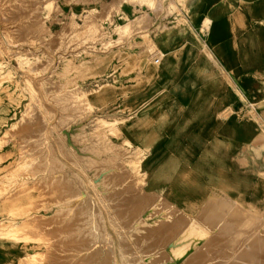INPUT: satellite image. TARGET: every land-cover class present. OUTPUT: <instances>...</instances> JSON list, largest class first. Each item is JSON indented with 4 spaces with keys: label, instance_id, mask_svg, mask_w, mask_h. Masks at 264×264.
<instances>
[{
    "label": "rangeland",
    "instance_id": "rangeland-1",
    "mask_svg": "<svg viewBox=\"0 0 264 264\" xmlns=\"http://www.w3.org/2000/svg\"><path fill=\"white\" fill-rule=\"evenodd\" d=\"M17 1L0 0V264H164L170 241L186 264L264 262V0ZM55 170L80 184L44 185ZM80 189L67 218L54 202Z\"/></svg>",
    "mask_w": 264,
    "mask_h": 264
},
{
    "label": "bare ground",
    "instance_id": "bare-ground-1",
    "mask_svg": "<svg viewBox=\"0 0 264 264\" xmlns=\"http://www.w3.org/2000/svg\"><path fill=\"white\" fill-rule=\"evenodd\" d=\"M17 1V0H16ZM46 1V0H45ZM114 1V0H113ZM24 2V1H23ZM137 2V1H136ZM17 4H18V1H17ZM18 5H20V4H18ZM100 7V6H99ZM5 8V7H4ZM11 8V7H10ZM13 8V7H12ZM28 8V7H27ZM6 9V8H5ZM9 9V8H8ZM7 9V10H8ZM16 9V8H15ZM18 9V8H17ZM16 9V10H17ZM19 9H21V8H19ZM12 11V10H11ZM14 11V10H13ZM27 12H28V9L26 10ZM39 11V10H38ZM105 11V10H104ZM115 11V10H114ZM2 12V11H1ZM18 12V11H17ZM20 12V11H19ZM36 12H37V10H36ZM23 13V12H22ZM14 14V13H13ZM30 14V13H29ZM33 14V13H32ZM96 14V13H95ZM12 15V14H11ZM18 15V14H17ZM23 15V14H22ZM35 17V16H34ZM22 20H23V18H22ZM32 21H35V20H32ZM24 22V21H23ZM31 22V21H30ZM29 22V23H30ZM26 23V22H25ZM34 23V22H33ZM32 23V24H33ZM31 24V25H32ZM89 24V23H88ZM30 26V25H29ZM37 26V25H36ZM208 26H209V18H207V17H205V18H203V21H202V28L203 29H208ZM39 39V38H38ZM136 45V44H135ZM129 47V46H128ZM143 48V47H142ZM144 49V48H143ZM137 55V54H136ZM159 55L160 56H162L163 55V52L162 51H159ZM54 59V58H53ZM36 62V61H35ZM71 63V62H70ZM73 63V62H72ZM77 63H79V62H77ZM68 64V63H67ZM77 66V65H76ZM79 66V65H78ZM70 79V78H69ZM72 90V89H71ZM66 92V91H65ZM76 92V91H75ZM78 92V91H77ZM72 93V92H71ZM80 93V92H79ZM78 93V94H79ZM69 94V93H68ZM56 97V96H55ZM68 97H70V96H68ZM69 100V99H68ZM57 101V100H56ZM68 102V101H67ZM73 102V101H72ZM74 102H76V101H74ZM68 104H70V103H68ZM76 104H77V102H76ZM63 105V104H62ZM61 105V106H62ZM57 107V106H56ZM64 107H65V104H64ZM63 108V107H62ZM67 108V107H66ZM70 108V107H69ZM65 109V108H64ZM68 109V108H67ZM58 110H59V108H58ZM57 111H55V113H56ZM54 117H55V115H54ZM53 118V117H52ZM56 118V117H55ZM58 119H59V117H58ZM53 122V121H52ZM56 122V121H55ZM53 125V124H52ZM42 126H44L45 127V125H42ZM50 128H53V127H50ZM36 131V130H35ZM100 131V130H99ZM50 133V132H49ZM50 136V135H49ZM64 137V136H63ZM26 138V137H25ZM62 138V137H61ZM63 139V138H62ZM30 141V140H29ZM36 141V140H35ZM34 141V142H35ZM57 141V140H56ZM101 144V143H100ZM51 145V144H50ZM60 145H61V143H60ZM58 147H60V146H58ZM61 147H63V146H61ZM35 148V147H34ZM88 148V147H87ZM58 149V148H57ZM60 149V148H59ZM71 150H74V149H72V147L70 148ZM90 149V148H89ZM91 149H92V147H91ZM41 149H39V151H40ZM63 150V149H62ZM98 150V149H97ZM31 151H32V149H31ZM35 151H37L36 149H35ZM39 151H37V152H39ZM42 153V152H41ZM52 153V152H51ZM76 155L78 154L77 152L75 153ZM104 154V153H103ZM80 155V154H79ZM92 156V155H91ZM90 156V157H91ZM53 157V156H52ZM88 157V156H87ZM52 159V158H51ZM41 160V159H40ZM39 159H38V162L40 161ZM91 160H92V157H91ZM97 161L98 162V159H94V161ZM119 160V159H118ZM52 161H55V162H58V159L57 158H53V160ZM105 161V160H104ZM111 161V160H110ZM38 162H36V163H38ZM74 162V161H73ZM44 163V162H43ZM45 163H46V161H45ZM103 164L105 163V162H102ZM111 163V162H110ZM56 164H58V163H56ZM99 164V163H98ZM112 164V163H111ZM43 165H45V164H43ZM105 165V164H104ZM109 165V164H108ZM42 166V165H41ZM54 166V165H53ZM111 166V165H110ZM59 167V166H58ZM108 167V166H107ZM121 167V166H120ZM99 168H100V166H99ZM61 169V168H60ZM105 169V168H104ZM58 170V169H57ZM51 171V170H50ZM50 171H48V172H50ZM56 171V170H55ZM103 171V170H102ZM123 171V170H122ZM122 171H121V173H122ZM97 173V172H96ZM45 174H47V173H45ZM50 174V173H49ZM106 174V171H104V172H101L100 174H99V177H98V179H100V178H102V176H104ZM38 176V175H37ZM46 176V175H45ZM48 177V176H47ZM50 178H47L45 181H44V185H47L48 183H56V184H68V185H74L75 186V184L78 186V184H80V180L78 179V178H76V180L75 181H71L69 178H68V176H66L62 171H56V172H54L51 176H49ZM61 178H64L65 179V181L62 179V181L60 180ZM98 179H93V183H96L97 181H98ZM69 180V181H68ZM103 180H105L104 178H103ZM119 180V179H118ZM117 180V181H118ZM120 181V180H119ZM39 182V181H38ZM77 182V183H76ZM106 182H108V181H106ZM121 182V181H120ZM115 183V182H114ZM122 183V182H121ZM107 184V183H106ZM111 184V183H110ZM126 184V183H125ZM113 185V184H112ZM118 185H119V183H118ZM61 186V185H60ZM70 186V187H71ZM111 186V185H110ZM125 186V185H124ZM73 187V186H72ZM117 188V187H116ZM64 189V188H63ZM68 189H70L69 187L67 188V189H65V192L67 193V191H68ZM114 189V188H113ZM119 189V188H118ZM71 191V190H70ZM113 191V190H112ZM111 191V192H112ZM78 194H75V195H72V196H63L62 198H60V199H56L55 200V202H54V204H59V207L57 208V210H59V211H62V210H67L68 211V216H67V218H71L72 216H74L73 214V210H74V208H78V207H81V208H83V209H85L86 207H84V206H82V203L84 202L85 203V200L88 198V196H87V193L86 192H84L83 190H78ZM69 193V192H68ZM64 194V193H63ZM130 194V193H129ZM106 197H108L107 195H106ZM119 197V196H118ZM104 198V197H103ZM119 198H121V197H119ZM159 198H160V196H159ZM117 199V198H116ZM122 199V198H121ZM100 200V199H99ZM118 200V199H117ZM123 200V199H122ZM89 201H87V204H89L88 203ZM90 203H91V206H93L94 204H93V202H91L90 201ZM117 203H118V201H117ZM119 203H121V202H119ZM124 203V202H123ZM85 205V204H84ZM113 205V204H112ZM112 205H110V206H112ZM115 205H117V204H115ZM90 205H88V207H89ZM152 206V205H151ZM93 207H95V206H93ZM157 207H159V206H157ZM155 208V207H154ZM56 209V208H55ZM86 210V212L88 211V209L86 208L85 209ZM96 210V209H95ZM107 211V210H106ZM85 212V213H86ZM94 212V211H93ZM97 212V211H96ZM96 212H94L95 214H96ZM142 212V211H141ZM151 212H153V209H152V211ZM85 213H83V215H85ZM99 213V212H98ZM94 214V215H95ZM108 214V213H107ZM155 214H156V212H155ZM100 215V214H99ZM109 215V214H108ZM136 215V214H135ZM140 215V214H139ZM153 215V214H152ZM77 216V215H76ZM87 216V215H86ZM85 217V216H84ZM95 217V216H94ZM98 217V216H97ZM150 217V216H149ZM153 217V216H152ZM110 218V217H109ZM148 218V217H147ZM95 219H96V217H95ZM100 218H98V220H99ZM108 219V218H107ZM111 219V218H110ZM120 219H121V217H120ZM141 219V218H140ZM140 219H139V221H140ZM83 221V220H82ZM82 221H81V223H82ZM95 222H98V221H96V220H94ZM108 221H109V219H108ZM143 221V220H142ZM142 221H140V222H142ZM148 221V220H147ZM152 221V220H151ZM154 221V220H153ZM89 222V221H88ZM101 222V221H100ZM100 222H98L99 224H100ZM110 222H112V221H110ZM140 222H138V223H140ZM102 223V222H101ZM115 223V222H114ZM152 223V222H151ZM210 223V222H209ZM208 223V224H209ZM116 224V223H115ZM132 224V223H131ZM85 226H83L82 228H78V227H76V228H78V231L76 232V233H74V235H76L77 237H82V238H85L86 236H91V239L93 240V237H94V235L98 232V233H102V234H105L107 237H108V239H109V241L111 240V235L107 232V230H104L103 228H99L98 227V224L97 225H94V224H84ZM101 225V224H100ZM137 225V224H136ZM262 225V224H261ZM261 225H260V227H261ZM139 226H142V225H140L139 224ZM103 227V226H102ZM209 227V226H208ZM207 227V228H208ZM254 227H256V226H254ZM262 227H264V226H262ZM114 228V227H113ZM258 228V227H257ZM256 228V229H257ZM115 230H117L116 229V227L114 228ZM188 229V228H187ZM209 229V228H208ZM212 229V227L209 229V230H211ZM214 229V228H213ZM119 230V229H118ZM117 230V231H118ZM126 230V229H125ZM133 230V229H132ZM207 230V229H206ZM206 230H205V232H206ZM255 229L253 228L251 231H254ZM258 230V229H257ZM260 230V229H259ZM262 231H263V229H261ZM124 231V230H123ZM167 231V230H166ZM184 231V230H183ZM216 231V230H215ZM214 231V232H215ZM256 231V230H255ZM127 232V231H126ZM205 232H203V233H205ZM119 233H121V232H119ZM184 233V232H183ZM210 233H213V232H210ZM251 233H253L254 234V232H251ZM257 233H259V232H257ZM264 233V232H263ZM131 234V233H130ZM186 234V233H185ZM255 234H256V232H255ZM101 235V234H100ZM119 235V234H118ZM170 235V234H169ZM89 236V237H90ZM121 236H123V235H121ZM185 236V235H184ZM206 235H200V236H198V237H196L194 240L195 241H193L194 242V244L193 245H195V247L196 246H200V244H201V242H202V240H205L204 239V237H205ZM173 237V236H172ZM168 238V237H167ZM171 238V237H170ZM90 239L88 238V241H89ZM98 240V239H97ZM120 240V239H119ZM118 240V242H120L121 243V241H119ZM123 240V239H122ZM167 240H169V239H167ZM173 240V239H172ZM264 240V239H263ZM205 241H207V239L205 240ZM93 242H94V240H93ZM122 242H124V240L122 241ZM126 242H128V241H126ZM164 242H166V240H164ZM168 242V241H167ZM125 243V242H124ZM123 243V244H124ZM138 243V242H137ZM161 243V242H160ZM203 243V242H202ZM93 244V243H92ZM125 244H127V243H125ZM124 244V245H125ZM188 244V243H187ZM187 244H186V242L185 243H182V244H177V243H174V241H170L169 243H168V245H167V251H168V254H166V256L169 258L168 259V262H166V263H164V264H181L182 262H184L185 263V260H186V257L188 256V251L186 250V247H187ZM95 245V244H94ZM97 245H99V244H97ZM101 245V244H100ZM122 245V244H121ZM162 245H163V243H162ZM207 245V244H206ZM263 245H264V243H263ZM139 246V245H138ZM151 246V245H150ZM156 246V245H155ZM177 246H185V249H184V252L183 253H181L180 255H175L174 253H172V251L175 249V247H177ZM198 246V248H196V250L195 251H197V249L198 250H200V247ZM208 246V245H207ZM206 246V247H207ZM245 246V245H244ZM90 247V246H89ZM100 247V246H99ZM144 247V249L146 248L145 247V245L143 246ZM157 247V246H156ZM194 247V246H193ZM96 248V247H95ZM124 248V247H123ZM135 248V247H134ZM261 248V247H260ZM260 248H258V249H260ZM262 248H264V247H262ZM147 249V248H146ZM160 249V248H159ZM187 249H189V248H187ZM192 249V248H191ZM195 249V248H194ZM206 249V248H205ZM258 249H257V252H258ZM122 250V249H121ZM141 250V249H140ZM203 250H204V246H203ZM92 251V250H91ZM93 251H96V250H93ZM143 251V250H142ZM146 251H149V247H148V250H146ZM153 249H152V253H153ZM190 251H193V250H190ZM261 251H262V249H261ZM121 252H123V251H121ZM126 252V251H125ZM145 252V251H144ZM143 252V253H144ZM150 252V251H149ZM163 252V251H162ZM166 252V251H165ZM87 253H89V252H87ZM148 253V252H147ZM151 253V255H150V253L148 254V255H150L149 257L148 256H146V257H144V259H141V260H145L144 262H148V264H151L150 263V257H153L154 255ZM193 253H194V251H193ZM196 253V252H195ZM197 253H199V252H197ZM260 253H262V252H260ZM260 253L258 252V254L260 255ZM146 254V253H145ZM162 254V253H161ZM123 255V254H122ZM140 255V254H139ZM165 255V254H164ZM190 255V254H189ZM194 255V254H193ZM192 255V256H193ZM200 255L201 254H199L198 256L200 257ZM257 256V255H256ZM164 257V256H163ZM188 257H190V256H188ZM197 257V256H196ZM264 257V256H263ZM229 258V257H228ZM258 258V257H257ZM262 257H260V259H261ZM163 259V258H162ZM199 259V258H198ZM230 259V258H229ZM153 260V259H152ZM188 261H189V259H188ZM195 261V260H194ZM200 261V260H199ZM259 261V260H258ZM260 261H262V260H260ZM100 262V261H99ZM99 262H97V263H99ZM103 262V261H102ZM105 262V261H104ZM193 262V261H192ZM191 262V263H192ZM196 262V264H198V263H200V262H197V261H195ZM205 262V261H204ZM96 263V264H97ZM190 263V262H189ZM190 263V264H191ZM194 263V262H193ZM208 263V262H207ZM163 264V263H162ZM186 264V263H185ZM203 264H205V263H203ZM210 264H212L211 262H210ZM260 264H264V262L262 261V262H260Z\"/></svg>",
    "mask_w": 264,
    "mask_h": 264
},
{
    "label": "crops",
    "instance_id": "crops-1",
    "mask_svg": "<svg viewBox=\"0 0 264 264\" xmlns=\"http://www.w3.org/2000/svg\"><path fill=\"white\" fill-rule=\"evenodd\" d=\"M205 17H208V18H210V24H209V26H208V29H203L202 28V21H203V18H205ZM203 18L201 19V22H200V24H199V28H200V30H205V31H208L209 30V28H210V26H211V24H212V18L211 17H209L208 15H205V16H203ZM191 26V25H190Z\"/></svg>",
    "mask_w": 264,
    "mask_h": 264
},
{
    "label": "built area",
    "instance_id": "built-area-1",
    "mask_svg": "<svg viewBox=\"0 0 264 264\" xmlns=\"http://www.w3.org/2000/svg\"><path fill=\"white\" fill-rule=\"evenodd\" d=\"M151 59H152V62H153V63H158V62H159L158 54H157V53H153V54L151 55Z\"/></svg>",
    "mask_w": 264,
    "mask_h": 264
}]
</instances>
